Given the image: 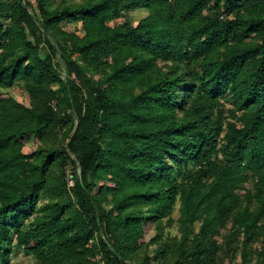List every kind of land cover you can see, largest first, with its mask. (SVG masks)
Wrapping results in <instances>:
<instances>
[{
	"label": "trees",
	"instance_id": "obj_1",
	"mask_svg": "<svg viewBox=\"0 0 264 264\" xmlns=\"http://www.w3.org/2000/svg\"><path fill=\"white\" fill-rule=\"evenodd\" d=\"M33 1L0 0V264H264V0Z\"/></svg>",
	"mask_w": 264,
	"mask_h": 264
},
{
	"label": "rangeland",
	"instance_id": "obj_2",
	"mask_svg": "<svg viewBox=\"0 0 264 264\" xmlns=\"http://www.w3.org/2000/svg\"><path fill=\"white\" fill-rule=\"evenodd\" d=\"M7 2H11L12 0H5ZM24 1H29L32 6H31V10H36L35 8V3L33 0H24ZM146 11L145 10H137L134 11L130 14V18L132 23L135 25L141 18L146 16ZM63 28L67 31H74L75 29V25L73 24H64ZM43 51H45V48L42 47ZM10 94L20 103L25 104V105H29V99L28 96L26 94V92L23 90V87L21 84L14 86L11 90H10ZM228 107V106H227ZM40 144L37 141L34 140H30L28 143L25 144V146L23 147V153L25 154H29L31 153L33 150H35ZM78 174V171H76ZM71 177L68 178V180ZM71 187V186H69ZM177 213L173 214V218H177ZM167 231H169L170 233H172L173 235L176 234V229L174 226H172L171 228H167ZM154 234L153 230H151V228L149 226H147L146 228V240H149L151 238V236ZM239 262V260H237ZM11 264H35V261L33 260L32 257L29 256H25L21 250H15L12 254V258H11Z\"/></svg>",
	"mask_w": 264,
	"mask_h": 264
},
{
	"label": "built area",
	"instance_id": "obj_3",
	"mask_svg": "<svg viewBox=\"0 0 264 264\" xmlns=\"http://www.w3.org/2000/svg\"><path fill=\"white\" fill-rule=\"evenodd\" d=\"M72 185H73V181L72 180H69L68 186H72Z\"/></svg>",
	"mask_w": 264,
	"mask_h": 264
}]
</instances>
